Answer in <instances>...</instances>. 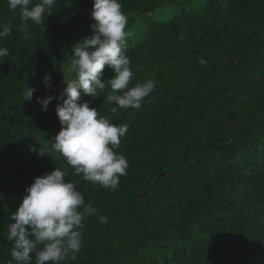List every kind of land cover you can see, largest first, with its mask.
I'll return each mask as SVG.
<instances>
[{
    "label": "trees",
    "instance_id": "obj_1",
    "mask_svg": "<svg viewBox=\"0 0 264 264\" xmlns=\"http://www.w3.org/2000/svg\"><path fill=\"white\" fill-rule=\"evenodd\" d=\"M119 2L129 87L156 86L140 108L112 113L106 66L98 97L81 94L98 116L128 125L114 149L128 168L111 190L52 149L62 100L46 111L37 101L61 96L65 58L92 34L93 0H56L26 28L0 0V24L12 28L0 39V264H16L8 224L25 189L55 167L96 209L79 229L81 250L61 264H264V0ZM28 86L36 91L23 101Z\"/></svg>",
    "mask_w": 264,
    "mask_h": 264
},
{
    "label": "clouds",
    "instance_id": "obj_2",
    "mask_svg": "<svg viewBox=\"0 0 264 264\" xmlns=\"http://www.w3.org/2000/svg\"><path fill=\"white\" fill-rule=\"evenodd\" d=\"M56 0H8L12 11L19 9L21 27L26 28L30 20L40 24L45 13L51 12ZM90 25L91 35L82 38L72 46L68 72L74 74L63 83L66 85L60 97L49 95L37 98L42 111L47 110L53 99L57 103L55 111L61 129L54 138L52 149L60 153L68 165L75 169L74 174L103 188L115 190L120 177L126 175L128 163L123 154L117 153L122 137L128 131L127 124H113L105 116L81 101V93L88 97H98V90L106 87L102 79L105 67L112 69L114 75L107 79L111 93L108 103H115L110 111L140 108L141 100L155 88V82L147 79L129 87L132 78L130 59L126 55L127 17L122 11L119 0H93ZM11 26L0 24V39L10 36ZM8 49L0 47V58L7 56ZM204 64L203 59L200 60ZM50 80L45 76L44 81ZM46 87L50 85L46 84ZM36 88L28 86L22 93L23 101H31ZM121 94H117V93ZM66 96V98H65ZM43 155L42 153H39ZM67 173L55 167L49 173L34 178L25 189L21 204L12 214L14 223L8 224L7 240L12 242L11 257L16 264H61L81 250L82 221L86 216L95 214L91 204H85L83 194L71 181H65ZM82 209V210H81ZM107 223V216L98 217ZM27 226V227H26ZM40 246V247H38Z\"/></svg>",
    "mask_w": 264,
    "mask_h": 264
},
{
    "label": "rangeland",
    "instance_id": "obj_3",
    "mask_svg": "<svg viewBox=\"0 0 264 264\" xmlns=\"http://www.w3.org/2000/svg\"><path fill=\"white\" fill-rule=\"evenodd\" d=\"M72 55V48L70 50V52L67 54L65 61H64V68H63V73H62V79H61V86L62 87H66V85L63 83L64 81V76H65V80H67L68 78H71L74 74L68 72V68L70 67V56ZM83 94V93H81Z\"/></svg>",
    "mask_w": 264,
    "mask_h": 264
}]
</instances>
